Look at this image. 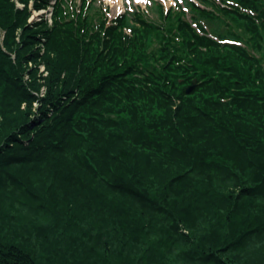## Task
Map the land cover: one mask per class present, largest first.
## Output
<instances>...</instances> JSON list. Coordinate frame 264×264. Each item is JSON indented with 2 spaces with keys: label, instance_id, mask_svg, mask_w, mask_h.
Listing matches in <instances>:
<instances>
[{
  "label": "trees",
  "instance_id": "16d2710c",
  "mask_svg": "<svg viewBox=\"0 0 264 264\" xmlns=\"http://www.w3.org/2000/svg\"><path fill=\"white\" fill-rule=\"evenodd\" d=\"M29 1L0 0V264H264V0L215 30Z\"/></svg>",
  "mask_w": 264,
  "mask_h": 264
},
{
  "label": "rangeland",
  "instance_id": "374dc122",
  "mask_svg": "<svg viewBox=\"0 0 264 264\" xmlns=\"http://www.w3.org/2000/svg\"><path fill=\"white\" fill-rule=\"evenodd\" d=\"M16 7L18 9H24L25 5L20 2V0H12ZM57 0H53V2H50L47 6L42 8L41 10H37L35 8V3L34 0H30L27 8L29 11V18L28 22L31 26L35 25L36 23H40L42 20V16L46 17L47 22L49 25L53 24V8H54V3H56ZM64 5L63 8L65 10L66 14V19H74L78 18L80 15H86L87 18H89L93 23L97 24L99 19V16H102L105 18L106 25L110 26L114 24L115 20H117L119 17L126 15V13L129 14H138L142 15L146 19H151V20H158L160 21V15L155 12L154 5L159 2L161 6L163 7V12L166 15H170L172 8H177V5L180 4L183 12L186 14V18L191 19V22H196L194 21V16L200 21V24L203 27L210 28L212 30H215L213 28H216V22H218L219 19L223 20L225 18L224 16V11L227 9L226 7H239L240 5L234 0L231 2H226L222 0H210L209 2V7L205 6L202 2L198 0H193L191 1L192 3L194 2L195 5L197 6V10L194 11L193 7L188 6L189 4L182 3L178 1L176 6L171 0H146L143 2L142 0L137 1V0H121L120 3L118 2V5L113 6V3H110V0H86L87 2L84 3L85 0H62ZM128 11V12H127ZM207 13H205V12ZM42 12V14H41ZM251 16L257 18V14L253 12V10L247 11ZM205 13V14H204ZM217 13L219 17H212L214 16L213 14ZM117 16L115 17V15ZM196 14V15H195ZM209 15V16H206ZM115 17V19H114ZM110 18H113L114 20H111ZM40 20V21H39ZM226 20V19H225ZM259 25H262L261 20H256ZM193 25L195 26L196 24ZM218 24V23H217ZM221 29H223V26L221 25ZM130 30L126 29V33H129ZM5 39V36L3 34V37L1 38V41L3 42ZM223 41L222 43H225ZM243 45V44H242ZM244 46V45H243ZM252 54L254 56H261V53L255 50H252ZM32 66V65H29ZM39 73L40 75L38 76L40 81L43 83V77L47 75V72L45 71V66L41 64L39 66ZM29 77L27 76L26 79ZM192 86V85H191ZM46 87L44 85H41L40 91L36 93V95L40 98H43L45 95ZM25 106V105H24ZM41 107L40 103L35 102L33 105L34 111H38V109Z\"/></svg>",
  "mask_w": 264,
  "mask_h": 264
},
{
  "label": "water",
  "instance_id": "95a60500",
  "mask_svg": "<svg viewBox=\"0 0 264 264\" xmlns=\"http://www.w3.org/2000/svg\"><path fill=\"white\" fill-rule=\"evenodd\" d=\"M195 83H196V82H195ZM195 83H194V85L188 87V89H187V93H189V92L191 91V89L195 87Z\"/></svg>",
  "mask_w": 264,
  "mask_h": 264
},
{
  "label": "bare ground",
  "instance_id": "6f19581e",
  "mask_svg": "<svg viewBox=\"0 0 264 264\" xmlns=\"http://www.w3.org/2000/svg\"><path fill=\"white\" fill-rule=\"evenodd\" d=\"M119 2H120V0H119ZM41 14H42V12H41Z\"/></svg>",
  "mask_w": 264,
  "mask_h": 264
}]
</instances>
